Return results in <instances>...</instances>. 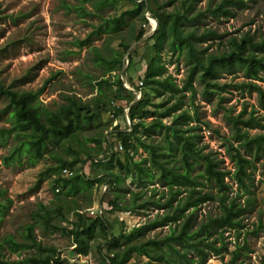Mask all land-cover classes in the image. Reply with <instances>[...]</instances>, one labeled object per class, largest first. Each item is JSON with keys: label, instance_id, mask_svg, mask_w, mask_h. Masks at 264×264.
<instances>
[{"label": "trees", "instance_id": "1", "mask_svg": "<svg viewBox=\"0 0 264 264\" xmlns=\"http://www.w3.org/2000/svg\"><path fill=\"white\" fill-rule=\"evenodd\" d=\"M76 1L77 4L68 8L83 18L93 15L100 18L84 39L76 41L79 49H91L93 62L102 70L100 77L86 75L96 93L89 99L65 94L63 102L51 109L39 99L47 82L36 90H27L13 85L6 87L0 78V94L7 99L2 111L9 122L0 127V144L13 142L3 162L35 164L48 153L56 159L41 172L53 175L52 203L39 205L33 212V221L22 225L19 237L8 233L0 238V264H66L56 246L38 239L35 231L38 225L45 231L69 236L83 253L90 249L91 241H99L101 237L98 249L106 264H127L133 255L148 259L145 264H195L196 259L189 256L191 253L204 264L209 253L228 252L224 233L230 229L242 231L246 227L243 215L256 204L253 186L257 162H261L264 183V130L250 132L254 128L264 129V115L257 114V109L249 112L246 107L237 114H227L233 130L231 139H226V150L234 165L232 172L223 169L220 160L199 144V112L194 109L192 113L184 109V105L193 103L195 81L202 85L204 95H220L227 84H221L219 78L223 70H228L242 72L245 80L236 84L237 87L256 92L259 106L264 109V87L259 83L264 81V36L258 38L245 32L229 38L219 51H210L209 46L204 45L222 37L211 28L202 29L205 16L232 17L234 9L245 7L246 1L208 0L206 7L200 8V0H130V9L107 17L101 16L100 11L114 7L119 0ZM147 12L158 21V26L149 38L133 47L124 70L129 85L141 92V97L132 103L135 92L126 86L121 70L126 63L127 50L147 33ZM127 14L140 16L138 29L136 22L126 18ZM126 30L127 35L123 36ZM93 37H103L102 43L94 45ZM114 39H119L117 48L111 47ZM141 48H144L142 54L139 53ZM164 53H169V60H164ZM136 56L145 65L142 84L133 82L130 73ZM172 57L178 62L182 60L187 67L182 85L168 71V62H174ZM187 91L191 92L189 98ZM151 94L161 101L153 102ZM123 99L126 105L121 104ZM125 107L129 108L130 125L122 128L116 124L109 131L122 149L103 132L81 136L98 121L102 112L118 117L125 114ZM95 127H99V123ZM157 131L162 133L161 139L153 137ZM61 149L72 152V157L62 155ZM139 149L147 154L136 158ZM86 164L90 175L84 172ZM65 167L72 169L70 176L61 174ZM228 177L237 185L235 196L231 195L233 183L226 180ZM128 180L135 185V190H131ZM156 183L165 190L160 192L154 187L153 193L148 195L147 190ZM103 184L115 194L107 204L111 211H134L153 205L165 212L147 226L115 234L114 224L108 221L104 211L90 215L86 209L91 205L84 207L79 200L85 197L92 204L94 189ZM125 191L131 193V198L122 202ZM244 194L247 197L242 203L239 200ZM10 201L0 188V226ZM209 201L218 202L219 211L207 216L195 228L194 210ZM189 209L192 210L187 212ZM70 213L73 220L68 217ZM61 220L66 224H61ZM172 222L175 226L164 237L138 239L145 228ZM261 230L264 224L260 220L247 233L257 235ZM219 241L220 246H217ZM244 248L246 244L237 246L226 264H241L238 257ZM6 251L22 257L12 260L7 258Z\"/></svg>", "mask_w": 264, "mask_h": 264}, {"label": "rangeland", "instance_id": "2", "mask_svg": "<svg viewBox=\"0 0 264 264\" xmlns=\"http://www.w3.org/2000/svg\"><path fill=\"white\" fill-rule=\"evenodd\" d=\"M245 1L247 5L235 8V14L232 17L205 16L202 29L211 28L222 35L220 40L204 43L209 46L210 51L222 50L229 38L241 36L245 32L255 34L258 38L264 36V0ZM207 2L208 0H200L198 7L205 8ZM74 4H77L76 0H0V78L6 87L13 85L16 89L27 90H36L47 82L39 99L41 104L51 109H55L63 102L65 94H76L83 99L91 98L96 91L86 75L95 77L102 75V70L92 60L91 49L88 47L79 49L76 44L78 39H84L92 31L93 25L100 21L99 15L83 18L75 10L68 8L69 5L73 6ZM87 6L92 8L91 4H87ZM131 7L130 0H119L114 7L101 10L99 14L107 17L119 14ZM126 18L136 22L137 29L140 27L141 19L138 14L136 17L133 14H127ZM145 28L147 33L153 28L150 19ZM127 32L128 30L123 33V36H126ZM102 41L103 37H93L91 43L100 45ZM118 42L119 39H114L111 42V47L117 48ZM143 52L144 48H141L139 53ZM169 59V53H164V60ZM135 60L136 63L130 73L133 76V82L139 84L138 82L144 74L145 65L138 56L135 57ZM172 60L174 62L167 64L168 71L182 85L187 76V67L182 60L178 62L174 57ZM262 75L264 76V74ZM242 80L245 78L241 71L233 73L223 70L219 82L227 84L226 89L220 95L213 93L211 96L204 95L202 85L195 81L196 92L193 103L184 105V109L187 108L192 113L194 109L199 112L200 122H198L199 129L197 130L199 144L205 147L206 152H211L220 160V166L223 169L232 172L234 165L226 150V139H231L233 130L227 119V114H237L246 107L249 112L252 109H257L259 110L257 114L264 115V109L258 103L257 93L237 87L236 84ZM125 82L127 86L133 88L127 80ZM259 83L264 87V81ZM190 94L191 92L187 91L188 98ZM135 97H139V95L135 93ZM151 100L160 102L161 98L151 94ZM6 102V97L0 94V127L9 124L7 114L2 111ZM121 104L126 105L125 99ZM96 123H99V127H95ZM116 124L122 128L128 125L125 114L116 117L111 113L102 112L98 121L86 128L81 136L97 133L99 135L103 132L118 148V143L109 132ZM263 130L254 128L250 132L253 134ZM153 137L161 139L162 133L157 131ZM12 143L10 140L7 145L0 144V188L5 191V197L11 200L8 202L9 209L0 226V238L8 233L19 237L22 225L33 221V212L39 208V205L41 203L49 205L54 198L51 188L53 175H48L46 172L41 174V172L49 165L54 164L56 159L48 153L35 164L24 161L22 164L7 165L3 162V156L9 153ZM234 144L237 145V143ZM61 151L60 153L69 159L73 155L70 151L65 152L62 149ZM146 154L145 150L139 149L136 158ZM257 166L255 185L253 186L256 204L251 211L243 215L246 227L240 232L234 229L226 231L224 236L229 251L221 254L209 253L204 264H226L233 256L231 252L237 246H245V244L246 248L239 255L238 262L241 264H264V230H261L257 235L247 233V230L254 229L260 220L264 224V183L261 181V162H257ZM84 172L90 175L91 170L88 164L85 165ZM226 180L233 183L234 191L231 195L235 196L236 183L230 177ZM127 184L131 190L136 189L129 180ZM154 187L159 188L160 192L165 190V187L156 183L147 190L148 195L153 193L152 188ZM208 189L212 188L208 187ZM213 191L215 192L214 188ZM239 192L243 193L242 190ZM246 197L247 195L244 194L239 201L244 203ZM111 198H115L114 192L110 191L106 184H103L94 189L92 204L85 197H80L79 200L84 207L91 205L86 209L90 215L101 214L104 211L103 214L108 221L114 224L115 234H119V231L130 232L136 227L147 226L153 219L165 212L153 205L134 211H111L110 206L107 205ZM130 198L131 193L125 191L122 202L130 201ZM102 200H104L103 204ZM191 210L189 209L187 212ZM218 211L219 204L216 201H209L197 207L194 210V227L196 228L207 219V216L214 215ZM68 217L71 220L74 219L72 213ZM60 222L66 224L65 221L61 220ZM179 222H182V219ZM174 226L175 224L172 222L169 225L145 228L138 239L162 238ZM35 231L38 239L42 242L58 248L59 256L65 260L66 264H106L98 249V242L102 241L101 237H98L99 241H91L90 249L83 253L79 252L76 243L69 236L61 232L45 231L40 228V225L36 227ZM217 246H220V241L217 242ZM103 249V253H105L106 247L104 246ZM6 254L7 258L12 260L22 257L20 254L10 251H6ZM22 255H25V252ZM194 255L191 253L189 256L196 259L195 264H201L197 261L198 257ZM146 260L148 259L145 257L137 258L136 255H133L127 264H145Z\"/></svg>", "mask_w": 264, "mask_h": 264}, {"label": "water", "instance_id": "3", "mask_svg": "<svg viewBox=\"0 0 264 264\" xmlns=\"http://www.w3.org/2000/svg\"><path fill=\"white\" fill-rule=\"evenodd\" d=\"M147 17H148V19H150L151 22L153 23V28L151 29L150 32H148V33H146L145 35H143V36L140 38V40H139L138 42H134V43L130 46V48L127 50V52H126V54H125V60H126V63H125V65H124L123 69L121 70V77H122V79H123L124 81H126L125 78H124V70H125L127 64L129 63V57H128V55H129L130 51L133 49V47H134L137 43L142 42V41L146 40L147 38H149V37L153 34V32L155 31V29H156L157 26H158V21H157L155 18H152V17L150 16V13H149V12H147ZM126 86H127V85H126ZM127 87H129V86H127ZM129 88H130V87H129ZM130 89L133 90V92H135V93H139V91H137L136 89H133V88H130ZM138 99H139V98L135 97V99L132 101V103H134V102H135L136 100H138ZM128 109H129V108L127 107V109H125L124 112H125V116H126V118H127V120H128V125H130V119H129L128 114H127Z\"/></svg>", "mask_w": 264, "mask_h": 264}, {"label": "built area", "instance_id": "4", "mask_svg": "<svg viewBox=\"0 0 264 264\" xmlns=\"http://www.w3.org/2000/svg\"><path fill=\"white\" fill-rule=\"evenodd\" d=\"M138 83H139V84H142V80H140ZM136 95H139V97H140V91H139V93H136ZM139 97H137V98H139ZM118 149H122V146L119 145V146H118ZM72 173H73V171H72V169L69 168V167H65V168H63V169L61 170V174H62L63 176H70ZM57 190H59V189H57Z\"/></svg>", "mask_w": 264, "mask_h": 264}]
</instances>
